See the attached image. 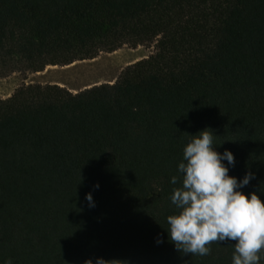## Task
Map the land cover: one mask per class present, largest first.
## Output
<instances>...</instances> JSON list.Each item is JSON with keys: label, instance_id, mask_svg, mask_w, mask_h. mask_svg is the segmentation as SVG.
<instances>
[{"label": "trees", "instance_id": "16d2710c", "mask_svg": "<svg viewBox=\"0 0 264 264\" xmlns=\"http://www.w3.org/2000/svg\"><path fill=\"white\" fill-rule=\"evenodd\" d=\"M125 44L155 52L112 84L0 99V264H232L235 241L178 251L166 217L205 128L264 200V0H0V77Z\"/></svg>", "mask_w": 264, "mask_h": 264}, {"label": "clouds", "instance_id": "9594fccd", "mask_svg": "<svg viewBox=\"0 0 264 264\" xmlns=\"http://www.w3.org/2000/svg\"><path fill=\"white\" fill-rule=\"evenodd\" d=\"M215 146L208 128L192 135L184 146L177 166L181 186L173 188L170 196L177 211L166 217L168 238L178 251L199 256L209 254L212 242L235 241L232 264H260L264 260V200L255 191L241 190L253 175L246 173L239 180L229 175L234 155L228 149L218 152ZM170 183L176 184L177 177L172 176ZM85 200L94 206L91 193ZM3 264H12V259L6 258ZM84 264L93 260L86 259ZM95 264L106 261L97 258Z\"/></svg>", "mask_w": 264, "mask_h": 264}, {"label": "rangeland", "instance_id": "374dc122", "mask_svg": "<svg viewBox=\"0 0 264 264\" xmlns=\"http://www.w3.org/2000/svg\"><path fill=\"white\" fill-rule=\"evenodd\" d=\"M155 52V44L136 47L122 45L112 52H100L91 59L66 66H47L41 72H15L0 77V99H6L18 87L28 84L60 85L73 93L100 84L114 83L129 66Z\"/></svg>", "mask_w": 264, "mask_h": 264}]
</instances>
